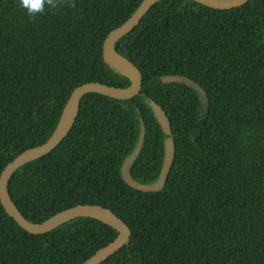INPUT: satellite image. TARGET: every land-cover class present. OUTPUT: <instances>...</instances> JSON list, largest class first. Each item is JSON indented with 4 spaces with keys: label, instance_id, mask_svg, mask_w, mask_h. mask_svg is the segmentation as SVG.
<instances>
[{
    "label": "trees",
    "instance_id": "obj_1",
    "mask_svg": "<svg viewBox=\"0 0 264 264\" xmlns=\"http://www.w3.org/2000/svg\"><path fill=\"white\" fill-rule=\"evenodd\" d=\"M142 1L74 0L32 22L16 0H0V174L52 135L74 88L131 84L103 46ZM115 47L142 71L140 92L85 94L63 141L11 174L17 207L33 222L78 204L110 208L132 233L100 264H264V0L228 9L159 0ZM152 101L170 119L175 156L162 189L143 191L121 167L143 121L131 172L141 183L160 175L169 134ZM117 235L89 216L31 233L0 201V264H82Z\"/></svg>",
    "mask_w": 264,
    "mask_h": 264
},
{
    "label": "water",
    "instance_id": "obj_2",
    "mask_svg": "<svg viewBox=\"0 0 264 264\" xmlns=\"http://www.w3.org/2000/svg\"><path fill=\"white\" fill-rule=\"evenodd\" d=\"M158 1L159 0H143L138 8L134 11V13L125 22L113 29L108 34L104 42L103 55L105 60L114 65L119 71L129 76L131 84L125 87H121L98 81H90L74 88L64 106L60 120L52 135L44 143L28 148L19 153L4 167L0 174V201L2 205L4 206L7 213L11 215L20 226L31 233L48 232L58 227L62 223L78 216H89L97 218L118 230V235L114 240L98 249L82 264H100L110 255L114 254L121 247H123V245H125L131 237L132 231L129 225L110 208L102 206L100 204L92 203H84L71 206L55 213L42 222L30 221L22 214L10 195V192L8 190L9 178L18 167L28 161L37 159L49 153L63 141L76 120L80 108V102L85 94L89 92H99L115 98L128 99L134 97L140 92L143 83L142 71L133 61L121 54L116 49L115 44L120 37L131 31L136 25H138L143 16L152 7V5H154ZM197 1H200L210 7L228 9L242 5L249 0ZM121 67L125 71H123ZM161 78L163 81H180L199 91L203 90L199 83L184 75L166 74ZM151 103L159 123L163 127L164 131L169 134L165 141L164 162L161 168L160 175L158 179L152 183H141L133 177L131 172L134 161L138 157L145 139L146 127L143 121L141 124L138 143L133 152L125 158L121 167V173L124 180L132 187L143 191H157L162 189L166 182L175 156V141L171 136L172 126L170 123V119L162 106H160L155 101H152ZM41 106L42 105H40L37 109V117L39 116V109Z\"/></svg>",
    "mask_w": 264,
    "mask_h": 264
},
{
    "label": "clouds",
    "instance_id": "obj_3",
    "mask_svg": "<svg viewBox=\"0 0 264 264\" xmlns=\"http://www.w3.org/2000/svg\"><path fill=\"white\" fill-rule=\"evenodd\" d=\"M16 7L34 22L48 11L55 14L62 8H74L75 4L74 0H16Z\"/></svg>",
    "mask_w": 264,
    "mask_h": 264
},
{
    "label": "bare ground",
    "instance_id": "obj_4",
    "mask_svg": "<svg viewBox=\"0 0 264 264\" xmlns=\"http://www.w3.org/2000/svg\"><path fill=\"white\" fill-rule=\"evenodd\" d=\"M121 69L123 70V68L121 67ZM123 71H125V70H123Z\"/></svg>",
    "mask_w": 264,
    "mask_h": 264
}]
</instances>
